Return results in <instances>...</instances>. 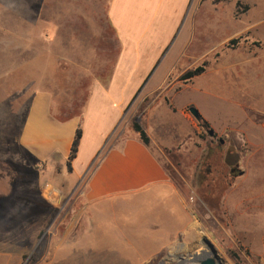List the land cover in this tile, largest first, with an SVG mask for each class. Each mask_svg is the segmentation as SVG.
Instances as JSON below:
<instances>
[{"label":"rangeland","instance_id":"rangeland-1","mask_svg":"<svg viewBox=\"0 0 264 264\" xmlns=\"http://www.w3.org/2000/svg\"><path fill=\"white\" fill-rule=\"evenodd\" d=\"M108 10L109 0H0V264H130L94 224L86 178L63 155L39 161L21 142L41 102L58 122L80 117L93 84L112 76L121 45ZM173 42L169 54L180 43L205 54L190 68L204 72L177 84L193 132L167 157L192 227L149 264H201L205 239L223 264H264V0H191ZM132 109L120 131L140 123ZM203 123L234 145L244 171L210 193L196 170L209 153Z\"/></svg>","mask_w":264,"mask_h":264},{"label":"crops","instance_id":"crops-1","mask_svg":"<svg viewBox=\"0 0 264 264\" xmlns=\"http://www.w3.org/2000/svg\"><path fill=\"white\" fill-rule=\"evenodd\" d=\"M190 2L109 0V20L121 45L112 76L93 84L80 117L58 122L41 102L43 113L26 123L21 137L39 161L56 152L68 160L81 125L73 174L86 178L83 198L94 212V224L130 264H149L173 250L181 236L190 238V208L167 163L168 150L186 143L193 132L185 112L190 101L184 105L177 84L191 60L205 55L192 57L181 43L168 53ZM131 107L133 114L142 109L139 121L149 146L133 128L120 131Z\"/></svg>","mask_w":264,"mask_h":264},{"label":"flooded vegetation","instance_id":"flooded-vegetation-1","mask_svg":"<svg viewBox=\"0 0 264 264\" xmlns=\"http://www.w3.org/2000/svg\"><path fill=\"white\" fill-rule=\"evenodd\" d=\"M205 125L203 123V127ZM205 130L209 135L206 145L209 153L199 157L196 170L202 176L200 183L206 184L199 186L210 193L222 179L239 177V162L238 156L232 152L233 144L228 143L224 138H217L215 132H209L211 129L206 127Z\"/></svg>","mask_w":264,"mask_h":264},{"label":"trees","instance_id":"trees-1","mask_svg":"<svg viewBox=\"0 0 264 264\" xmlns=\"http://www.w3.org/2000/svg\"><path fill=\"white\" fill-rule=\"evenodd\" d=\"M204 67L203 66H199L195 69H188L187 71H185L181 76H180V80L181 81H190L193 78L201 75L204 72ZM72 118V117H71ZM203 120V119H202ZM132 128L135 132L139 133L141 140L144 142V144H146L147 146L150 145V138L147 135L146 131L143 129V127L141 126V124L139 122H133L132 124ZM82 136H83V131H82V127L81 125L78 126L73 142H72V146H71V151H70V155L68 157L67 160V166L70 170H72V163L73 161L77 158L78 156V152H79V148H80V143L82 140Z\"/></svg>","mask_w":264,"mask_h":264},{"label":"water","instance_id":"water-1","mask_svg":"<svg viewBox=\"0 0 264 264\" xmlns=\"http://www.w3.org/2000/svg\"><path fill=\"white\" fill-rule=\"evenodd\" d=\"M190 112L198 121L202 120V115L200 114L197 108H195L194 106L190 107ZM204 127L208 128V126L206 125ZM209 132L213 133L214 131L209 130ZM242 175H244V171L239 169L238 176H242ZM205 243H206L207 250L202 251V259L200 260V263L201 264H223L222 260L218 256V253L214 245L206 239H205Z\"/></svg>","mask_w":264,"mask_h":264},{"label":"built area","instance_id":"built-area-1","mask_svg":"<svg viewBox=\"0 0 264 264\" xmlns=\"http://www.w3.org/2000/svg\"><path fill=\"white\" fill-rule=\"evenodd\" d=\"M45 192L50 198H53L56 194V190L49 184L45 185Z\"/></svg>","mask_w":264,"mask_h":264}]
</instances>
